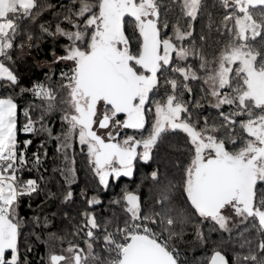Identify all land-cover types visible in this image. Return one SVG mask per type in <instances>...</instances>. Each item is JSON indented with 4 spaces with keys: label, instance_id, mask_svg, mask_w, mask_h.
Returning a JSON list of instances; mask_svg holds the SVG:
<instances>
[{
    "label": "snow or ice",
    "instance_id": "1",
    "mask_svg": "<svg viewBox=\"0 0 264 264\" xmlns=\"http://www.w3.org/2000/svg\"><path fill=\"white\" fill-rule=\"evenodd\" d=\"M49 39L63 54L53 47L51 63L37 61L44 79L21 84L17 61ZM169 134L183 136L179 179L153 169L149 206L125 188L104 217L99 195L82 191L72 239L49 232L39 264H180L174 241L190 225L201 244L204 228L232 238L244 225L232 260L216 249L207 264H264V0H0V264H31L32 238L52 222L42 205L31 219L21 211L40 195L73 200L77 152L107 191L154 162ZM50 141L59 195L41 172Z\"/></svg>",
    "mask_w": 264,
    "mask_h": 264
},
{
    "label": "trees",
    "instance_id": "2",
    "mask_svg": "<svg viewBox=\"0 0 264 264\" xmlns=\"http://www.w3.org/2000/svg\"><path fill=\"white\" fill-rule=\"evenodd\" d=\"M56 2V0H51ZM42 20H51V17L45 13ZM206 24L205 20H199L196 23V32L199 34L201 27ZM27 26V25H25ZM38 32V29H35ZM260 38L257 39L259 41ZM62 40L53 44L49 39L46 43L41 45L40 49H34L31 56H27L17 61L16 69L21 77V84L30 86L35 80H43V72L48 71L46 67L42 68L37 65V61H46L51 63L52 57L50 52L54 47L57 55H62L61 48ZM255 43V42H254ZM66 66L64 64L55 65V71L58 74ZM58 79V77H57ZM193 86L197 88L196 82H193ZM20 108L26 106L31 97L28 95L20 96L17 98ZM196 111L202 112L205 115H215V110L205 106L202 109ZM21 121L23 117H20ZM54 132L59 133L61 130L58 114L53 119ZM29 137L21 134L19 139L24 140ZM34 141V146L39 143L42 137H31ZM177 146L180 150L177 151ZM229 147H233L229 145ZM56 145L55 142L50 141L48 145L49 158L43 165L41 172L44 168H47V172H43L48 177L47 188L52 192H56L59 195L60 189L64 186L62 177L58 172H53L52 169L59 163L56 160ZM33 149H29L31 152ZM77 180L72 185L74 192L73 200L70 203H62L59 198L49 199L45 201V197L40 195L31 201L32 209L29 210L26 206L22 209L21 215L27 219H31L34 213L40 212L41 209L37 208V205H42V214L47 216L52 222V226L49 229L41 231L37 229V232L41 234L42 241L38 242L33 237V244L35 245L34 254L30 255L31 264H39V258L45 255L47 251L44 241L48 240L49 232H56L61 236H67L68 239H72L70 233L72 231V225L79 220L80 212L87 207L81 193L86 192L89 197L92 195H99L103 200V204L96 209L98 217H104L110 214L109 201L119 195L122 189H129L137 192L142 200L145 202V207L149 206L155 197V189L153 182L148 178V173L153 169L159 168L162 173H166L169 178L179 179V172L173 167L175 161L186 159V152L184 151L183 136L182 134H170L168 140L161 145L160 149L155 153L154 162L148 164H139L136 172L132 178H123L117 181H112L107 191L102 190L98 184V179L88 169L86 159L82 154L77 152L76 154ZM25 177L31 176L36 178L38 174L36 172L24 173ZM109 209V211H105ZM244 225H239L234 229V236L229 238L227 233L221 234L220 232H209L207 228H204L205 235L207 236V242L201 244L195 236V229L193 226H188L185 231V235L182 240L174 241V245L177 248L179 254L180 264H207V259L211 256L212 252L219 249L225 254V256L232 260L235 252L239 251L237 240L240 237V233L243 230ZM250 232H245V235H251ZM56 251L60 250L59 241L49 242ZM66 246V245H65Z\"/></svg>",
    "mask_w": 264,
    "mask_h": 264
},
{
    "label": "flooded vegetation",
    "instance_id": "3",
    "mask_svg": "<svg viewBox=\"0 0 264 264\" xmlns=\"http://www.w3.org/2000/svg\"><path fill=\"white\" fill-rule=\"evenodd\" d=\"M259 38V37H258ZM257 38V39H258ZM127 132H128V134H132L131 133V130H127ZM170 135V134H169ZM172 135V134H171ZM139 164H144L143 162H137L136 163V166H135V170H134V173L136 172V170H137V167L139 166ZM123 178H127V177H122L121 179H123Z\"/></svg>",
    "mask_w": 264,
    "mask_h": 264
},
{
    "label": "rangeland",
    "instance_id": "4",
    "mask_svg": "<svg viewBox=\"0 0 264 264\" xmlns=\"http://www.w3.org/2000/svg\"><path fill=\"white\" fill-rule=\"evenodd\" d=\"M41 62H46V61H41Z\"/></svg>",
    "mask_w": 264,
    "mask_h": 264
},
{
    "label": "built area",
    "instance_id": "5",
    "mask_svg": "<svg viewBox=\"0 0 264 264\" xmlns=\"http://www.w3.org/2000/svg\"><path fill=\"white\" fill-rule=\"evenodd\" d=\"M176 248V247H175ZM176 251H177V248H176Z\"/></svg>",
    "mask_w": 264,
    "mask_h": 264
}]
</instances>
